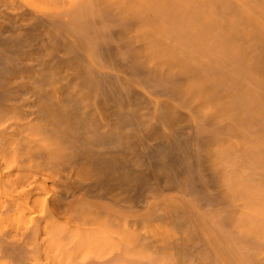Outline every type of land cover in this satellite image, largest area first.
I'll use <instances>...</instances> for the list:
<instances>
[{"label":"bare ground","instance_id":"6f19581e","mask_svg":"<svg viewBox=\"0 0 264 264\" xmlns=\"http://www.w3.org/2000/svg\"><path fill=\"white\" fill-rule=\"evenodd\" d=\"M0 264H264V0H0Z\"/></svg>","mask_w":264,"mask_h":264},{"label":"rangeland","instance_id":"374dc122","mask_svg":"<svg viewBox=\"0 0 264 264\" xmlns=\"http://www.w3.org/2000/svg\"><path fill=\"white\" fill-rule=\"evenodd\" d=\"M171 193V192H170Z\"/></svg>","mask_w":264,"mask_h":264}]
</instances>
